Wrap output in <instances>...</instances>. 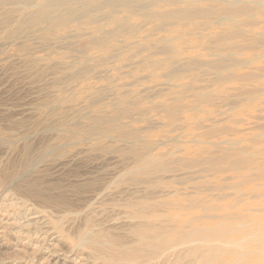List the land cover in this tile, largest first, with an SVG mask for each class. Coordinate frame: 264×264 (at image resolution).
Listing matches in <instances>:
<instances>
[{
	"label": "rangeland",
	"instance_id": "1",
	"mask_svg": "<svg viewBox=\"0 0 264 264\" xmlns=\"http://www.w3.org/2000/svg\"><path fill=\"white\" fill-rule=\"evenodd\" d=\"M44 1L0 5V162L9 150L18 151L13 140L29 128L75 134L57 136L52 144L62 146L61 152L44 158L38 174L27 179L25 186L36 183L41 195L27 196L19 188L11 191L12 196L7 192L11 174H20L26 164L22 148L16 153L20 158L10 155L0 164V244L12 247L10 264H35L18 261L24 258L17 257L23 248L32 255L45 251L37 264H46L47 259L54 264H166L167 258L150 261L152 256L140 243L127 247L108 237L86 239L98 227L132 244L130 228L118 230L114 224L118 218L132 223L149 218L124 208L134 201L155 206L153 219L160 222L181 224L196 218L194 225L201 234L212 225L239 227L241 233L230 239L246 241L258 252V262L264 263V49L233 51L242 62L231 72L200 66L183 69L179 76L174 71L178 59H221L218 40L229 23L198 19L189 26L188 22L165 26L173 21L124 12L121 17L133 27L108 38V44L126 50L109 52L97 46L94 33L100 28L116 30L113 19L95 24L99 14L88 12L65 29L30 16ZM188 1L204 7L213 4ZM164 7L159 10L179 8ZM186 7L183 4L180 13L190 16L191 8ZM243 26L246 38L224 44L248 46L252 37L264 34V17L258 25ZM160 42L179 52L159 53L155 45ZM74 62L80 66L90 62L97 72L76 78ZM224 74L256 77L231 83L222 80ZM243 90L259 92V97L245 100ZM199 94H212L216 100L196 104ZM121 108L128 115L119 119ZM101 118L107 121L98 124ZM49 119L42 125L40 120ZM136 152L145 154L144 164ZM144 168L162 172L137 178L136 171ZM166 202L188 209L168 210ZM39 213L50 223L51 236L33 220ZM52 250L59 253L54 256Z\"/></svg>",
	"mask_w": 264,
	"mask_h": 264
},
{
	"label": "bare ground",
	"instance_id": "2",
	"mask_svg": "<svg viewBox=\"0 0 264 264\" xmlns=\"http://www.w3.org/2000/svg\"><path fill=\"white\" fill-rule=\"evenodd\" d=\"M10 1L12 0H0V5H2V3ZM212 1L213 4L211 7H204L199 2H189L188 0H45L39 6V8L37 7L38 10L34 11L30 16L35 17L34 19L41 16L42 19L46 22L49 21L53 24H60V26L62 27L66 26L65 29L71 28L70 25L74 21H79L81 19V16L87 14L88 12L99 14V19L95 22V24H98L101 20L109 17L113 19L114 23L117 25V29L111 32H106L100 28L94 33V39L97 46L103 47L109 52H115L116 49L122 51L126 50V47L117 48V46L115 45L112 46L108 44V38H110L111 36H119L129 32L132 29L133 26H131L129 19H123L121 17V14H123L124 12L128 14H134L133 16H140L145 13L143 17L148 20L164 21L168 18L173 21L171 23H164L165 26L179 25L185 22H188L187 26H189L196 22L198 19H206L209 23L214 20H218L221 24L229 23V29L227 30L226 34H224L220 38L222 40H218L222 45L221 50L224 53V55L221 56L220 60L208 62L202 59H178L179 61L175 62L176 66L174 71L176 74H179V76H181L182 74L180 73H182L183 69H192L195 67L207 66L212 69L221 71L222 73L231 72L234 67L238 68L237 66H239L242 62V59L238 58L237 55L233 53V51L235 52L239 48L243 51H255L264 49V34H261V36L252 37L248 46L237 44L233 47H230L224 44V41L226 42L228 40L246 38V36H248L246 31L244 30L243 24L255 23L256 25H258L259 22H261V18L264 17V3L261 0ZM183 4H187V7L185 9L191 8L190 16H186L180 13L181 11H183L180 9ZM164 5H175L179 8L172 11L159 10L160 8L165 9L166 7H164ZM41 9L43 11H41ZM102 15H105V17H103ZM241 18H245L247 21L245 23H241L238 21ZM31 21L32 19L27 21V23ZM234 22H237L238 24H235ZM169 44L160 42L155 46L161 54H177L179 52V48L171 47V45ZM146 49H151V47L143 48V50ZM75 62L71 66V70L76 78H81L83 75L94 74L97 72L90 62L84 63L81 66L79 64H75ZM249 64L244 66H248ZM255 77L256 76L254 75L224 74L222 76V80L231 83H234L236 81L251 82ZM190 91L191 93L193 91L196 92V89L190 88ZM243 95H245V100H253L254 97H259V92H244L243 90ZM197 100L200 103L196 102V104H206L213 103L216 98L212 94H199ZM126 115H128L127 109L121 108L118 112L117 118L120 119ZM100 120L107 121L105 118H101L97 121L98 124H100ZM40 121L42 122V125H45L49 124L51 120L49 119V121L47 122H44L42 120ZM105 123H107L106 126L109 125V121ZM61 131H59L61 133L60 134L59 132L54 130L50 131L48 127H45L42 130L29 128L22 135L19 134L20 136L18 137V140H13L12 144L18 148V151H20L19 149L22 148L21 151L24 152L23 154L25 155V157H27V161L24 168L22 170H19L20 174L14 172L11 174L8 180L7 184L8 186H10V190H7V192L11 193L10 196H12V192L15 190L14 188H19L21 193L23 192L27 196L31 195L32 192L41 195L42 188L39 189V185H37L36 183H31L33 185L31 187H27L25 186V184L26 182H28L27 179L29 178V176L38 174V167L40 166V164H43L42 162L44 158L56 152L60 153L61 149H63L62 146L56 147L54 144H52V141H56L57 136L59 135L65 134L67 136H72L75 134L72 132L68 133L65 131ZM109 138L112 139V137ZM74 145H76V143ZM96 149H98V146ZM101 149L102 147L99 148V150ZM18 151L9 150L8 154L6 153V157H9L11 155L12 159H17V156L19 155L20 158L21 155L16 154L18 153ZM136 153L140 157V163L144 164L146 161L145 154L141 152ZM147 155L150 157L151 154L148 153ZM154 159L156 161L168 163L167 161L162 159L158 160L156 157H154ZM4 160L3 162L1 161L0 164H3ZM242 162H244V160ZM144 169L136 171L137 178L140 179L142 178L140 176L143 175H145L143 178H154L155 175L157 176L162 172L161 170H158L156 171V173H152L149 172L146 168ZM105 195L106 193L103 195V197ZM165 205L168 210L180 209L183 211L188 209L185 204L178 205L166 202ZM124 208L131 209L134 211V213H138L143 217L149 216L147 220H139L138 223H132L129 220H119V218L118 221L115 222L114 225L117 226L116 228L118 230H126L130 228L129 230H131V234L135 237V241L133 243L131 242L132 244L124 242L119 238V236L115 234L107 235L106 230L99 229L98 227L95 229V231L93 230L91 233H89L86 239H92L94 236L100 238L108 237L112 239V242L127 247L133 244L139 245L140 243L147 248V251L145 253L152 256L150 258V261H155L156 259L163 260L167 258L166 264H264L258 262V252L256 251V249L252 250L251 248L247 247L245 244L246 241L241 240L240 238L237 240L230 239L232 235H239L241 233V229L239 227L227 228L223 225L217 227L212 225L211 227L206 228V232L201 234L199 231L200 228L195 227L194 225L197 223L196 218L183 222L181 224H177L174 222H160L157 219H153V214H155V212L157 211L155 206H152L148 201H134L129 205L124 206ZM153 209L154 211H152ZM1 218L2 217L0 215V219ZM120 219H122V217ZM33 220H36L37 223L40 224V226L43 225L41 226L42 232H45L49 234V236H51V230H49L50 223L45 222V219L43 218L41 213L36 214ZM101 226L104 225L102 224ZM47 228L49 230L48 232H46ZM119 239L121 243L118 242ZM11 250L12 247H10L9 244H0V264H10V262L13 260V257H10ZM43 252L45 251L42 250L36 255H32L28 250H25L24 248L19 249L17 252V254L19 255H17V257L19 256V258H24L18 261L26 262L28 260H33L35 261V264H37ZM52 252L54 256L59 253L57 250H52ZM46 264H54V261L52 259H47Z\"/></svg>",
	"mask_w": 264,
	"mask_h": 264
}]
</instances>
